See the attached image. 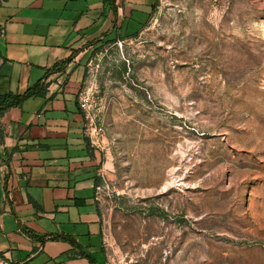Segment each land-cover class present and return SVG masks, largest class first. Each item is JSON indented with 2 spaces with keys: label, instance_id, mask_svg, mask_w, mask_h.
Segmentation results:
<instances>
[{
  "label": "rangeland",
  "instance_id": "rangeland-1",
  "mask_svg": "<svg viewBox=\"0 0 264 264\" xmlns=\"http://www.w3.org/2000/svg\"><path fill=\"white\" fill-rule=\"evenodd\" d=\"M139 27L77 93L107 264H264V0H156Z\"/></svg>",
  "mask_w": 264,
  "mask_h": 264
},
{
  "label": "crops",
  "instance_id": "crops-1",
  "mask_svg": "<svg viewBox=\"0 0 264 264\" xmlns=\"http://www.w3.org/2000/svg\"><path fill=\"white\" fill-rule=\"evenodd\" d=\"M156 0H0V260L107 264L95 188L105 154L77 93L101 43L147 20Z\"/></svg>",
  "mask_w": 264,
  "mask_h": 264
},
{
  "label": "trees",
  "instance_id": "trees-1",
  "mask_svg": "<svg viewBox=\"0 0 264 264\" xmlns=\"http://www.w3.org/2000/svg\"><path fill=\"white\" fill-rule=\"evenodd\" d=\"M33 93L34 92H25L21 95L7 93L0 95V114L11 106L19 105L25 98L31 96Z\"/></svg>",
  "mask_w": 264,
  "mask_h": 264
},
{
  "label": "built area",
  "instance_id": "built-area-1",
  "mask_svg": "<svg viewBox=\"0 0 264 264\" xmlns=\"http://www.w3.org/2000/svg\"><path fill=\"white\" fill-rule=\"evenodd\" d=\"M4 35V33H3V29H2V27L0 26V36L2 37ZM86 99L85 98H82V97H79V99H78V104H79V107L82 109V110H85V108H86ZM93 131H95V129L93 130ZM92 133H88V135L91 137L92 135H91ZM101 179H102V182L98 185V186H96V188H95V192H96V197H97V199H99V194H100V191H102V189H104L106 186L103 184V183H105V181H104V177L103 176H101ZM0 264H4L1 260H0Z\"/></svg>",
  "mask_w": 264,
  "mask_h": 264
}]
</instances>
